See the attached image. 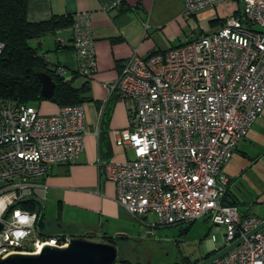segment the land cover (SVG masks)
<instances>
[{
	"label": "built area",
	"instance_id": "1",
	"mask_svg": "<svg viewBox=\"0 0 264 264\" xmlns=\"http://www.w3.org/2000/svg\"><path fill=\"white\" fill-rule=\"evenodd\" d=\"M230 1L240 5L239 16L232 11L216 31L146 57L131 52L111 87L117 99L132 102L128 126L111 131L114 145L131 156L98 168L134 221L152 215L155 228L205 218L223 228L219 250L242 238L209 264H264V226L244 237L264 217H241L222 204L228 179L221 172L264 107V0H182L183 15ZM53 39L58 46L70 42L79 76L95 71L89 14H73ZM83 136V103L42 115L0 100V260L72 239L37 236L36 213L18 205L38 196V180L51 166L79 156Z\"/></svg>",
	"mask_w": 264,
	"mask_h": 264
},
{
	"label": "crops",
	"instance_id": "2",
	"mask_svg": "<svg viewBox=\"0 0 264 264\" xmlns=\"http://www.w3.org/2000/svg\"><path fill=\"white\" fill-rule=\"evenodd\" d=\"M113 1L28 0L26 3L25 16L29 22L46 20L51 16L89 14L93 39L95 71L87 77L76 74V59L70 42L58 46L53 35L32 40L33 47H37L38 54L48 66L60 68V75L65 79L73 77L74 88L82 85L87 88L83 94L81 153L69 164L51 166L38 180L42 190L34 199L40 203L42 218L47 209L54 210V218L58 222L57 231L48 234L76 238L93 233L95 237L126 238L125 234L134 222L126 210L116 204L114 184L106 180L98 168L105 162L122 161L131 156L130 150L114 145L111 131L128 126L132 102L117 99L111 87L133 50L140 57H146L152 52L179 45L183 4L182 0H118L117 7L104 10ZM36 109L42 115H51L57 106L40 101ZM246 139L251 147L264 144V107L234 151ZM209 230L208 226L205 235ZM97 239L95 242H99ZM213 243L207 240L209 250L214 253L219 248L213 247Z\"/></svg>",
	"mask_w": 264,
	"mask_h": 264
},
{
	"label": "rangeland",
	"instance_id": "3",
	"mask_svg": "<svg viewBox=\"0 0 264 264\" xmlns=\"http://www.w3.org/2000/svg\"><path fill=\"white\" fill-rule=\"evenodd\" d=\"M240 10V5L233 1L206 7L187 16L181 13L182 34L179 45L216 31L219 19ZM257 30V27H255ZM44 41V40H42ZM34 46L33 41H29ZM36 108L37 103L32 104ZM242 142L233 151L221 172L228 179L227 194L235 202L241 217H264V144L249 146ZM54 210L44 212L43 232L57 231ZM155 219L147 215L141 221H134L125 234V239L117 241L114 246L116 258L130 261L133 264H174L199 261L210 252L207 240L214 237L213 247L220 248L223 243L221 226H209L208 220L202 218L192 224H180L170 227H153ZM209 233L205 235L207 228ZM187 228L182 233L181 230ZM69 235V234H68ZM99 237V236H97ZM97 237L90 238L92 241ZM114 237V236H113ZM29 247V243H24Z\"/></svg>",
	"mask_w": 264,
	"mask_h": 264
},
{
	"label": "trees",
	"instance_id": "4",
	"mask_svg": "<svg viewBox=\"0 0 264 264\" xmlns=\"http://www.w3.org/2000/svg\"><path fill=\"white\" fill-rule=\"evenodd\" d=\"M28 0H0V100H10L17 104L32 105L40 101H48L57 107L83 103V94L87 88L82 85L76 89L72 86V78L65 79L57 74V68L48 66L37 47L29 45V41L38 40L45 35H53L56 29H64L70 26L71 16H51L42 21L29 22L26 19V3ZM232 15L239 16V10L233 11ZM222 19H219V26ZM155 52H152L153 54ZM38 73L48 75L54 84L52 95L45 99L40 97V83ZM77 74V73H76ZM78 75V74H77ZM222 204L235 206V202L228 198L225 190ZM18 206L36 213L34 231L39 237L57 236L43 232L44 222L41 214L40 203L35 199H28ZM187 223V224H192ZM187 228L181 230L185 232ZM207 235V234H206ZM95 235L88 233L76 238L87 240ZM99 242L115 246L123 237H111L100 235ZM89 241V240H87ZM216 251H214L215 253ZM213 251L206 253L201 259H207ZM192 263L179 264H196ZM112 264H133L130 261L116 258ZM178 264V263H174Z\"/></svg>",
	"mask_w": 264,
	"mask_h": 264
},
{
	"label": "water",
	"instance_id": "5",
	"mask_svg": "<svg viewBox=\"0 0 264 264\" xmlns=\"http://www.w3.org/2000/svg\"><path fill=\"white\" fill-rule=\"evenodd\" d=\"M40 97L48 99L52 95L54 84L50 77L38 73ZM264 226V218L260 224L250 230L248 237ZM242 238L216 251L212 256L196 264H209L236 247ZM116 259V249L113 245L91 242L81 238H72L65 247L57 248L44 245L37 254H11L0 260V264H112Z\"/></svg>",
	"mask_w": 264,
	"mask_h": 264
}]
</instances>
